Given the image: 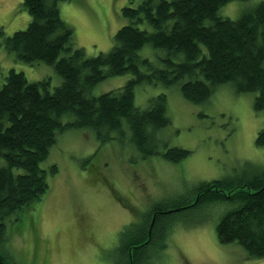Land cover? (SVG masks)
Masks as SVG:
<instances>
[{
	"label": "trees",
	"instance_id": "trees-1",
	"mask_svg": "<svg viewBox=\"0 0 264 264\" xmlns=\"http://www.w3.org/2000/svg\"><path fill=\"white\" fill-rule=\"evenodd\" d=\"M73 1L78 4L80 0H23L20 6L30 16L27 27L10 36L0 28V50L7 51L11 61L7 71L0 62V74L6 73L4 80L0 75V264H27L13 256L10 247L3 251L7 226L17 222L26 208L44 201L58 166L53 163L46 169L42 164L67 130L88 129L97 142L104 143L123 135L127 126L143 160L161 155L179 163L190 155L186 148L168 145L159 133L170 124L168 95L159 93L146 106H137L138 85H179L185 100L202 104L219 86L229 84L237 93H255L254 110L264 113V0H252L258 3L236 19L221 15V8L248 0H129L120 9L125 24L113 35L111 49L96 56H87L74 44L73 27L62 17L60 5ZM147 45L158 53L155 62L141 56ZM17 61L33 68L52 66L60 77L57 85L51 82L55 78L52 67H48L51 75L30 81L29 77L36 79L33 71L27 76L11 68ZM125 74L130 78L123 86L93 94L100 82ZM255 143L264 148V128ZM261 172L238 183L227 179L200 182L193 203L153 206L148 218L156 217L151 223L148 220L141 227L138 222L123 232L122 240L127 241L124 264H149L148 248L175 213L188 205L215 204L233 206L216 225L218 241L238 243L250 257L263 259ZM90 173L94 174L90 182H99L98 170Z\"/></svg>",
	"mask_w": 264,
	"mask_h": 264
},
{
	"label": "rangeland",
	"instance_id": "rangeland-1",
	"mask_svg": "<svg viewBox=\"0 0 264 264\" xmlns=\"http://www.w3.org/2000/svg\"><path fill=\"white\" fill-rule=\"evenodd\" d=\"M22 1L0 0V28L5 36L24 30L30 21L20 6ZM121 1H125L122 7L129 4V0H85L83 8L75 3L90 9L87 15L68 7L74 44L87 56L111 49ZM256 2H229L221 8V15L236 19ZM5 52L0 50V62L7 71L11 61ZM157 54L148 45L141 51V56L154 62ZM13 63L11 68L27 76L33 71L36 79L29 77L30 81L41 80L54 70L42 64L33 68L21 61ZM1 73L4 80L6 73ZM54 76L53 87L60 78L55 70ZM129 78L130 74L108 78L93 88V94L119 88ZM159 93L168 95L170 119L159 133L168 145L186 148L190 155L179 163L161 155L143 160L130 141L127 126L123 135L104 143L97 142L88 129L67 130L42 164L46 169L53 163L58 166L44 201L26 208L17 222L7 226L3 251L10 247V253L27 264H124L127 241L122 240L123 232L138 222L141 227L148 220L151 223L156 215L148 216L156 204L193 203L200 182L227 179L238 183L264 171V148L255 143L264 128V113L254 110L255 93H237L224 84L207 102L193 104L181 95L179 85L141 84L135 89V103L144 107ZM93 169L101 177L97 183L90 182ZM187 207L159 228L146 254L149 264H264V258L250 257L240 244L218 241L216 225L233 206Z\"/></svg>",
	"mask_w": 264,
	"mask_h": 264
},
{
	"label": "crops",
	"instance_id": "crops-1",
	"mask_svg": "<svg viewBox=\"0 0 264 264\" xmlns=\"http://www.w3.org/2000/svg\"><path fill=\"white\" fill-rule=\"evenodd\" d=\"M125 1H121V4H120V6H119V8H118V18H119V21L117 22V26L115 27L114 26V30H115V32L123 25V23H124V20H123V18L121 17V15H120V9L122 8V4L124 3ZM81 7H85V0H80L79 1V3H78ZM69 6H72L73 8H75L78 12H81L82 10H83V8H80L79 6H77L75 3H74V1L73 2H71V3H68L67 2V4L65 5V3H62L61 5H60V10H61V14H62V17H63V19L67 22V24L68 25H70V26H74V24L70 21V19H69V17H68V13H67V10H68V7ZM89 12H90V9H84L83 10V13H86V15H87V13L89 14ZM92 14H94V15H96L93 11L91 12ZM89 17V16H88ZM93 16H91V18H92ZM97 22V21H96ZM20 25H18V27H19ZM115 34V33H114Z\"/></svg>",
	"mask_w": 264,
	"mask_h": 264
}]
</instances>
